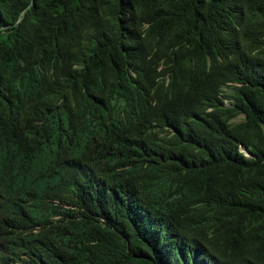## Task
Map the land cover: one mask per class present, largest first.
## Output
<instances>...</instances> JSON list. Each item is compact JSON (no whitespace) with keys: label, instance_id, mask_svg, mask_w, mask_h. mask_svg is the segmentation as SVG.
<instances>
[{"label":"trees","instance_id":"trees-1","mask_svg":"<svg viewBox=\"0 0 264 264\" xmlns=\"http://www.w3.org/2000/svg\"><path fill=\"white\" fill-rule=\"evenodd\" d=\"M33 229L32 264H264V0H0V264Z\"/></svg>","mask_w":264,"mask_h":264},{"label":"clouds","instance_id":"clouds-1","mask_svg":"<svg viewBox=\"0 0 264 264\" xmlns=\"http://www.w3.org/2000/svg\"><path fill=\"white\" fill-rule=\"evenodd\" d=\"M227 106H224L226 105ZM230 103L228 101H224L223 107H229ZM210 111V109L208 110ZM241 151L243 152L242 147L240 146ZM244 153V152H243ZM245 155V153H244ZM246 157V156H245ZM61 180L63 185L65 186L67 192L70 193L72 188L68 187V181H69V175L66 173L65 169L62 172ZM16 185V184H15ZM16 190H18V187L16 186ZM22 192V191H19ZM50 207L57 208L60 206V203L58 201H50L49 202ZM68 208V207H66ZM51 220L56 221L58 220L57 217H51ZM10 230V229H8ZM37 231L36 229H33L31 232H29V235H27V238L22 244L19 246L18 250L13 254V256H10V259L5 264H32V262L37 259V254L42 250L41 246L36 242L33 236H31L30 233L35 234ZM4 241L2 240V237L0 236V246L3 244ZM33 254V257L31 255ZM35 255V256H34Z\"/></svg>","mask_w":264,"mask_h":264},{"label":"water","instance_id":"water-1","mask_svg":"<svg viewBox=\"0 0 264 264\" xmlns=\"http://www.w3.org/2000/svg\"><path fill=\"white\" fill-rule=\"evenodd\" d=\"M241 147H242V149H243V152L245 153V156H246V157H250L251 154H250V152L248 151V149L245 148L244 146H241Z\"/></svg>","mask_w":264,"mask_h":264},{"label":"rangeland","instance_id":"rangeland-1","mask_svg":"<svg viewBox=\"0 0 264 264\" xmlns=\"http://www.w3.org/2000/svg\"><path fill=\"white\" fill-rule=\"evenodd\" d=\"M224 106H227V104H226V105H224Z\"/></svg>","mask_w":264,"mask_h":264}]
</instances>
